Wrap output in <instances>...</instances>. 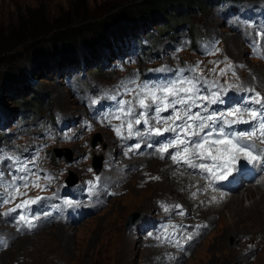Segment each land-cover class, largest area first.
<instances>
[{"label":"rangeland","instance_id":"rangeland-1","mask_svg":"<svg viewBox=\"0 0 264 264\" xmlns=\"http://www.w3.org/2000/svg\"><path fill=\"white\" fill-rule=\"evenodd\" d=\"M128 1L0 0V33L7 35L15 31L21 17L29 11L40 10L45 13L47 20H56L58 24L79 25L84 18L101 19L103 16H108L110 11L115 10L114 7L121 6ZM240 2L242 5L241 10L230 14L228 17H223L218 10L209 8L194 16H181V22H179L173 37L174 41H171L167 37L168 35L162 34L165 30L161 26L155 28L153 25H148L146 29L134 30V34L140 31L146 32L148 44L151 43L156 47L153 49L156 54L153 59L149 60L148 64L147 61L150 57L147 56H142L136 63V67H143L140 71V78L135 79L136 82H146L148 71L161 67H178L179 70H184L182 74L185 77L191 78L193 74L188 69L199 64L196 75L203 74L201 82L198 84V87L202 89V95L221 92L220 96H223L230 91L227 87L239 83L252 88L255 95L259 93L262 96L258 90L261 89L264 92V62L254 59L252 55L254 52L253 42L256 40L259 27L254 28L252 25L253 19L251 17L254 18L255 16L250 15L248 17V12L252 11L244 9L253 5L258 10L260 6H264V0H240ZM223 8L219 7V9ZM189 25L196 28L200 40L204 38L203 41L199 42L197 37V46L193 50L187 46L186 30ZM245 34H248V36H245ZM96 36V34H88L78 40L75 46L71 47V50L75 53V61L71 65L79 66L76 69L73 68L74 71L79 73L76 75L77 82L65 80L63 74L58 75V70L61 67L56 64L55 56H58L57 49L60 47L57 43H50L49 37H52L51 34L44 35L39 43L29 42L23 47L21 45L10 56H0V116L10 113L7 115L9 119L7 124H3V126L5 125L4 129H1L0 117V152L4 153L5 156L18 158L20 162L34 161V163H28V167L37 172L41 178L44 176L51 178L50 180L47 179L48 182H51L50 191H54L52 187L55 186L58 179L60 186L55 194L65 192L62 184L63 169L67 172L71 171L69 174L81 178L82 174H87L91 164H98L106 160V168L109 158L114 157L117 159L119 156V153H116L114 146H112L114 145V139L110 127H107L106 131L101 124L91 125L85 136L83 133L82 136L84 137L81 140L68 142L65 133H68L69 129L63 131V127L67 123H58V117L61 115L77 119L78 112L80 113L81 109L86 106L87 99L91 98L93 104L99 102V99L104 95L105 85L112 84L109 88L120 92L123 87L119 86V83L127 82L126 76L120 71L113 73L108 72L106 67L101 68V66H104L102 60L104 56L118 55L122 52L120 46L122 45V39L107 38V41L103 39L98 42ZM142 36L144 35L140 37ZM101 42H104V44L101 45ZM87 43H92L90 45L97 43L100 46L97 55L92 60V56H89L90 61L88 62L84 58L86 57L84 55H89L85 46ZM93 49L92 47L89 48L91 51ZM161 49H163L162 54L160 53ZM83 62L88 63L85 69L81 68ZM229 65H231V71H227ZM214 67L216 68L215 73L211 72ZM221 69H225V74H220ZM70 78L75 80L72 77ZM204 81H207V83H204ZM213 83L217 86L212 87ZM253 84L258 85V87L255 88ZM105 103L108 104V102ZM215 105V114L228 111L221 108L220 103ZM33 107L37 109L36 114L31 115L28 119L20 120L21 109ZM203 115L206 116L207 114ZM245 119L247 118L245 117ZM92 143L94 144L92 145ZM50 145L51 149L56 147L58 151L57 155L54 156L51 150L53 155L51 159L48 154ZM44 152H46V155H44ZM106 152L110 155H107ZM163 155L164 153H160L159 156L155 157L157 160L151 162L166 163V161H158V158L161 159L160 156L163 157ZM44 156H46V159H44ZM70 156L73 159L71 163L68 162ZM79 157L83 158L76 161ZM129 159H134L133 154ZM129 159L126 161L132 162ZM5 162L14 164L13 161L4 159L0 161V165ZM125 163L123 161L124 165ZM146 165L140 163L139 166L135 167L136 172L143 173L145 168L147 169ZM54 168H57V170L54 171ZM160 171H163V166L159 167L158 165L156 172L151 169L142 176H136V173L127 178L126 181H122L121 184H124V188L120 191L121 195L115 197V194H110V200L106 206L93 214H89V217L79 224L74 222L70 225L54 224L34 232L36 226H28L26 222L18 220H21L20 217L24 216L26 217L24 221L31 219L33 223H36L39 217L29 218V211L23 213L18 208L15 212H11L0 207V235L6 243L4 246L0 245V264H125L126 262L161 264L164 256L154 257L155 254H152L149 246H147L153 239L150 238L151 233L158 232L159 229H156V227L159 228V226L154 227L153 231L140 232L139 238L131 234V229H127V221L131 217L150 216L156 220V223L161 218L167 217L166 214L162 215L163 212L166 213L167 211L165 209L161 211L160 209L161 202L166 201L165 199L159 201L161 197L172 198L173 201L177 200L176 197H179L182 200H177L178 202H182L194 214L197 213V215H190L188 209L183 211L175 209L177 217H185L182 220L174 221L173 225L179 231L185 232L182 227L193 229L189 223L195 216L199 220L198 226L203 222H209L211 225V230L197 243L191 254L185 257H183L181 251L177 257L174 256L173 253L178 251L180 246L174 243L165 244V237L160 236L163 245L174 250L168 254L173 261L181 259L183 261L181 264H264V212L262 211V205L264 204L259 203L261 211L257 212V210L253 214L252 212L247 213L245 210L252 203V200L244 201V207H241L240 200L248 193L247 191H250L249 189L235 194L241 199L236 197L222 210L223 212H220L221 214L214 213L212 216L210 215V218L206 216L207 218L203 219L195 210L197 204L192 202L196 200L194 195L189 196L192 199L190 202L185 199L186 195H182L191 186L188 180L186 184H182V190L177 188L170 195L165 191L163 185L166 181H163L162 185L154 182L153 185L144 187V182L148 184L154 180L155 173H160L161 176ZM106 172L107 169L103 173L104 176ZM53 176H55L54 179H52ZM87 177L89 180V176ZM169 177H171L170 172ZM29 179L34 180L35 176H29ZM42 186L45 188L44 191L38 189H35V191L49 195L48 201L41 199L35 204L63 202L55 194H48L46 185ZM255 189L257 192L261 190V188H259L260 190ZM174 192H177L176 196ZM262 192L263 190H261ZM157 198L159 199L157 206H155L154 202ZM176 200L174 202H177ZM83 201L89 203V198L84 197ZM204 202L202 201V203ZM150 205L152 208H149ZM250 207L249 210L252 209V206ZM43 208L44 215L47 209L45 205ZM87 208L91 207L88 205ZM59 216L57 210L52 211V217ZM233 218H235L234 222H232ZM261 218L262 224H255L256 219L260 220ZM170 220L171 218H167L166 223L168 224ZM12 221L18 222H15L12 228L8 230ZM27 223L31 224L30 221ZM15 224H19V226L16 228ZM164 225L166 224L164 223ZM58 227L64 229L62 234L56 230ZM22 229H26L30 233L20 235L18 230ZM246 233H260V235L255 234L252 238L251 234L246 235ZM7 236H11V239L4 240V237ZM175 237L176 234L173 239ZM133 246L142 251L145 248L146 250L142 254L138 253L135 259L137 251L133 249ZM247 252H250L249 256L244 254Z\"/></svg>","mask_w":264,"mask_h":264},{"label":"snow or ice","instance_id":"snow-or-ice-1","mask_svg":"<svg viewBox=\"0 0 264 264\" xmlns=\"http://www.w3.org/2000/svg\"><path fill=\"white\" fill-rule=\"evenodd\" d=\"M198 70L199 64L188 69L193 74L191 78L185 77L182 74L184 70L181 69L175 79L168 81L137 83L135 79H132L122 83L121 87L124 88L125 94L132 98L116 100L113 96L116 100V109L110 111L104 118L109 122L112 119L120 121L119 126L113 127L117 136H122L125 129L129 136L141 135L142 133L134 126L142 123L145 126L144 135L160 137L165 133H172V137L162 143L157 151L168 153L170 149H177L170 156L175 163H183L189 168L206 172L212 181L226 179L241 156L249 164L264 163V150H258L252 143L253 140L264 143V97L256 93L254 97L249 98L250 103L259 105L257 109H250L247 106L234 107L226 112L205 116L202 113L208 111L206 105L216 104L220 101L222 93L200 94L202 89L198 87V84L203 74L196 75ZM158 71H165V69ZM227 71H231V65L228 66ZM211 72L215 73L216 68H212ZM220 74H225V69H221ZM129 85L132 86L129 87ZM211 86L216 87L217 85L213 83ZM197 101L203 103H197ZM194 107L201 111L193 112ZM137 109L141 111L137 113ZM166 112L170 114L161 115ZM237 124H250L251 126L240 132L225 130L226 126L231 129ZM136 147L138 148L139 145L137 144ZM4 159L17 164L15 171L25 173V175L13 176L12 182H5L4 172L0 171V188L3 189L0 191V204H8L17 198L27 196L29 188L45 190L40 183L39 174L28 167V163H34V161L20 162L18 158L5 156L0 152V161ZM12 171L10 166L9 175H12ZM29 176H35V179H29ZM44 178L51 179L50 177ZM99 179L97 176L96 180L99 181ZM94 187L95 185L92 184L89 191ZM41 199L43 197L40 196L22 199L16 208H27ZM16 208L10 211L15 212ZM20 219L24 220L26 217L21 216ZM175 243L179 246L178 240Z\"/></svg>","mask_w":264,"mask_h":264},{"label":"trees","instance_id":"trees-1","mask_svg":"<svg viewBox=\"0 0 264 264\" xmlns=\"http://www.w3.org/2000/svg\"><path fill=\"white\" fill-rule=\"evenodd\" d=\"M240 0H129L121 6L114 7L108 16L101 19L84 18L82 23L78 24H58L55 21L47 20L44 12L40 10L29 11L19 21L15 31L7 35L0 33V56H10L18 47L31 43H39L44 35L51 34L49 41L51 44L57 43L60 48L57 49L55 62L59 67L71 65L75 61V53L71 47L77 44V41L86 37L88 34H96L98 42L107 38H121L134 30L146 29L148 25L155 28L161 26L170 39H174L176 28L181 22V16H194L202 13L206 8L216 9L227 12L235 8V4ZM219 7H224L219 9ZM235 9L234 11H236ZM190 22V21H188ZM190 26V27H189ZM187 26V34L191 48L196 47L197 30L191 25ZM55 27V28H54ZM70 29V30H69ZM104 40V41H105ZM104 44V42H101ZM87 43V54L85 61H90L100 50V46L95 43ZM56 46V45H54ZM94 46V47H93ZM94 48L93 51L89 48ZM89 52V53H88ZM88 64V63H87ZM34 108V109H33ZM27 108L35 113V107ZM38 108V107H37Z\"/></svg>","mask_w":264,"mask_h":264},{"label":"bare ground","instance_id":"bare-ground-1","mask_svg":"<svg viewBox=\"0 0 264 264\" xmlns=\"http://www.w3.org/2000/svg\"><path fill=\"white\" fill-rule=\"evenodd\" d=\"M129 119H131V118H129ZM241 130V129H240ZM93 145V144H92ZM110 148V147H109ZM115 152L116 153H119V151H118V149L117 148H115ZM114 152V153H115ZM106 154H107V152H106ZM132 155V154H131ZM160 158H161V156H160ZM94 159H96L95 157H94ZM159 159V158H158ZM130 160V159H129ZM171 159L170 158H168V160H162V161H166V163H164V164H162V163H160V162H157V163H153V162H151V161H146L147 162V165H146V167H147V169L145 168V170H144V172L143 173H137L136 174V176H142L143 174H145V172L147 173V171H149V170H151L152 169V171H154V172H156V170H157V166L159 165V167H161V166H163V171H160L161 172V176H160V173H155L154 174V176H153V178H154V180H152L150 183H148V184H146L145 182L143 183V185H144V187L146 186H148V185H153L154 184V182H156L157 184H161V183H164L163 181H166V183H164L163 185H164V188H165V191L166 192H168L169 193V195L171 194V192H173L175 189H177V188H180L181 189V187H182V184H186V182H187V178L186 177H182V176H179L180 175V173H184V170L185 169H183L180 165L181 164H177V163H171V161H170ZM130 161H132V160H130ZM158 161H160V160H158ZM126 163H125V165L126 164H128V163H130V162H127V161H125ZM143 163V162H142ZM110 165V163H109V161L107 162V167H106V169H107V171H108V166ZM168 165V167H166ZM162 169V168H161ZM160 170V169H159ZM169 172L171 173V177H169ZM104 176V175H103ZM102 176V177H103ZM102 177H100V178H102ZM142 179V178H141ZM144 181V180H143ZM167 181H169V183H167ZM189 184V183H188ZM191 184V183H190ZM192 184H193V182H192ZM162 185V184H161ZM185 187V186H184ZM154 188V187H153ZM183 188V187H182ZM250 191H247L248 193L246 194V195H244V197L241 199V197L239 198L238 197V195H232L231 196V198L229 199V200H227V201H225L224 203H222L221 205H220V207L219 208H212V207H210V208H208V209H199L198 210V213L202 216V218L204 219V218H207V217H209L210 218V215L212 216V214H214V213H217V214H219L226 206H228L236 197L238 198V199H241L240 201H241V207H244V201H248V200H252V203L251 204H249V206L246 208V212L247 213H251L252 212V214L255 212V211H257V212H259V211H261V207H259V203L261 202V204H264V192H262L261 193V190H260V192L258 191H256V189L254 188H248ZM182 190V189H181ZM184 190V189H183ZM187 190V189H186ZM247 190V189H246ZM245 191V190H244ZM157 193V192H156ZM175 193V192H174ZM176 194H177V192L175 193V196H176ZM173 195V194H172ZM171 195V196H172ZM182 195H184V194H182ZM170 196V197H171ZM246 196V197H245ZM153 197V196H152ZM177 198V200L178 201H181L182 199H180L179 197H176ZM158 199L159 198H157L156 200H155V206H157V202H158ZM163 199H165L166 201H164V202H161V204L162 203H167L168 204V206L166 207L167 208V212L165 213V212H163L162 213V215H168L167 217H163V218H161L160 220H158L157 221V223L158 224H162L163 226L160 228H157L156 227V229H159L158 230V232H152L151 233V237L150 238H153L152 240H151V242H149L148 244H147V246H149V250L152 252V254H155L156 255V252H158V251H160V250H164V251H166L167 252V254H169V252H171V251H174V250H172L171 248H169V247H167V246H165V245H163V243L160 241V236H162L164 233H166V231H167V229H169V228H171V227H174V221H176V220H178V219H183V218H185V217H181V216H179V217H177L175 214H176V210H175V208L174 207H171V205H170V203H171V201L173 200L172 198H168V197H161L160 199H159V201L161 200H163ZM151 200V199H150ZM176 200V199H175ZM174 200V201H175ZM176 200V201H177ZM194 201V200H193ZM196 201V200H195ZM239 201V202H240ZM143 202V201H142ZM204 202V201H203ZM82 203H84V201L83 200H80V201H78V200H75V201H73L71 204L72 205H79V204H82ZM145 203V202H144ZM182 203V202H181ZM192 203V202H191ZM89 204V203H88ZM148 204H150V203H148ZM153 204V203H152ZM186 204V203H185ZM196 204V203H195ZM44 205H45V208L47 209V210H49V208H50V206H49V203L48 202H45V203H40V204H35V205H31L29 208H24V209H21V210H28V209H31V208H33V207H37L38 208V211L36 212V213H34V214H32L34 217H39L38 219H37V222L38 221H40V220H43V219H45L46 217H48V215H43V212H44ZM50 205L52 206V208L54 209V208H59V207H62V206H64V203L63 202H56V203H50ZM89 206L92 208V205H90L89 204ZM190 206V205H189ZM188 206V207H189ZM250 206H252V209L251 210H249L251 207ZM263 207V212H264V205H262ZM196 207V206H195ZM149 208H152V206L150 205L149 206ZM147 209V208H146ZM188 209V211L190 212V215H195L191 210H190V208H187ZM186 209V210H187ZM237 209V208H236ZM242 209V208H241ZM183 211V209H179V211ZM223 212V211H222ZM221 214V213H220ZM187 214L185 213V216H186ZM216 215V214H215ZM32 216V217H33ZM207 216V217H206ZM214 216V215H213ZM254 217V216H253ZM260 217V216H259ZM167 218H171V220L170 221H168V224L166 223V220H167ZM1 221H3L2 219H1ZM8 221V220H7ZM235 221V218H233V220H232V222H234ZM238 221V220H237ZM262 222V218L260 219V220H257L256 219V222H255V224H259L260 225V223ZM164 223L166 224V225H164ZM54 224H58V222H57V220H53L50 224H48L47 226L49 227V225L51 226V225H54ZM262 224V223H261ZM19 226V224H15V227L17 228ZM197 227H199V226H197ZM197 227H193V229L194 228H197ZM175 228V230H174V232L172 233V234H170V235H168V236H166L165 237V244H176L175 242L178 240L179 241V246H180V248H178L179 250L178 251H176V252H174L173 254H174V256H176L177 257V255H178V253L181 251V248H183L184 247V244H185V242H186V240L188 239V232H189V230H190V228H186V227H182V229H185V232H182V231H179L178 230V228H176V227H174ZM42 228H38V227H36L35 228V231L34 232H37V231H39V230H41ZM59 233H63L64 232V229H62V228H60V227H58L57 229H56ZM28 230H26V229H22V230H18V233L20 234V235H25L26 233L27 234H29L30 232H27ZM30 231V230H29ZM12 234V233H11ZM176 234V237L173 239V236ZM245 234V233H244ZM252 235V238H253V235H255V234H259L260 235V233H246V235ZM262 234V233H261ZM15 235H16V233H15ZM156 235H157V237H156ZM238 235V234H237ZM257 236V235H256ZM262 236V235H261ZM16 237V236H15ZM125 237V236H124ZM227 237V236H226ZM249 237V236H248ZM263 237V236H262ZM264 238V237H263ZM257 239V238H256ZM157 240V241H156ZM239 240H241V239H239ZM111 244H115V243H111ZM4 245H6V243L3 241V244L1 245V246H4ZM140 246H141V243L139 244ZM247 245H248V243H247ZM247 245H245V246H247ZM143 246V245H142ZM252 247V246H251ZM220 248V247H219ZM133 249L135 250V251H137V253H136V255H135V259L137 258V256H138V253H140V254H142V252L143 251H145L146 250V248H145V250H140V249H138V247H136V246H133ZM242 251V250H241ZM245 251V250H244ZM131 252V251H130ZM250 252H247V253H244V254H246V255H248ZM183 255V257H185L186 255H184V254H182ZM252 255V254H251ZM249 256V255H248ZM163 257V256H162ZM162 257H160V258H162ZM147 258V257H146ZM145 258V259H146ZM248 258V257H247ZM240 259V258H239ZM245 259V258H244ZM131 260V259H130ZM145 261V260H144ZM177 261V260H176ZM161 263V262H160ZM125 264H134V263H130V262H126ZM162 264V263H161ZM170 264V263H169ZM172 264V263H171ZM246 264V263H245Z\"/></svg>","mask_w":264,"mask_h":264},{"label":"water","instance_id":"water-1","mask_svg":"<svg viewBox=\"0 0 264 264\" xmlns=\"http://www.w3.org/2000/svg\"><path fill=\"white\" fill-rule=\"evenodd\" d=\"M93 144H94V143H93ZM56 152L58 153L57 149L54 150V153H55V154H56ZM56 155H57V154H56ZM96 170H98V169H96ZM72 177H73V174H72ZM67 183L70 184V185H72V184H74L75 182H73V181L71 180V178H69V180L67 181ZM135 219H136V216H135V218H133V217L129 218L128 221H127V227L130 226V225L133 223V221H134Z\"/></svg>","mask_w":264,"mask_h":264}]
</instances>
